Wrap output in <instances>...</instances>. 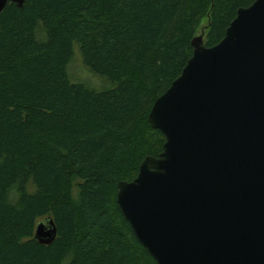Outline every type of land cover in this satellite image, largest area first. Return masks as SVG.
Returning <instances> with one entry per match:
<instances>
[{
    "label": "trees",
    "instance_id": "obj_1",
    "mask_svg": "<svg viewBox=\"0 0 264 264\" xmlns=\"http://www.w3.org/2000/svg\"><path fill=\"white\" fill-rule=\"evenodd\" d=\"M255 0H25L0 14V264H157L118 204L165 136L149 114L204 34ZM104 81H73L76 52ZM51 217V245L35 238Z\"/></svg>",
    "mask_w": 264,
    "mask_h": 264
},
{
    "label": "water",
    "instance_id": "obj_2",
    "mask_svg": "<svg viewBox=\"0 0 264 264\" xmlns=\"http://www.w3.org/2000/svg\"><path fill=\"white\" fill-rule=\"evenodd\" d=\"M23 9L25 0H0ZM181 75L154 103L166 138L117 204L157 264H264V0L237 12L214 47L204 34ZM49 217L35 238L51 245Z\"/></svg>",
    "mask_w": 264,
    "mask_h": 264
},
{
    "label": "rangeland",
    "instance_id": "obj_3",
    "mask_svg": "<svg viewBox=\"0 0 264 264\" xmlns=\"http://www.w3.org/2000/svg\"><path fill=\"white\" fill-rule=\"evenodd\" d=\"M69 73L73 81L83 82L97 89H100L105 84L101 78L91 73V71L84 65L78 51L75 53L69 66Z\"/></svg>",
    "mask_w": 264,
    "mask_h": 264
}]
</instances>
